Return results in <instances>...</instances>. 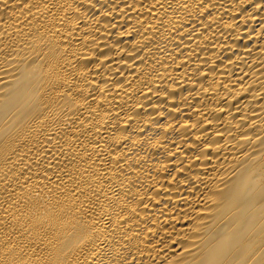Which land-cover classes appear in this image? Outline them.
Listing matches in <instances>:
<instances>
[{
	"label": "bare ground",
	"instance_id": "bare-ground-1",
	"mask_svg": "<svg viewBox=\"0 0 264 264\" xmlns=\"http://www.w3.org/2000/svg\"><path fill=\"white\" fill-rule=\"evenodd\" d=\"M0 264H264V0H0Z\"/></svg>",
	"mask_w": 264,
	"mask_h": 264
}]
</instances>
